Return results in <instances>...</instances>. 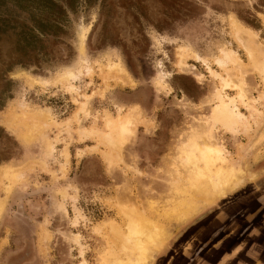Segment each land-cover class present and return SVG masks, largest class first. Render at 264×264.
I'll return each instance as SVG.
<instances>
[{
    "label": "rangeland",
    "instance_id": "374dc122",
    "mask_svg": "<svg viewBox=\"0 0 264 264\" xmlns=\"http://www.w3.org/2000/svg\"><path fill=\"white\" fill-rule=\"evenodd\" d=\"M16 1L0 0V264H109L119 246L112 230L126 231L120 209L128 205L170 232L149 247L148 264H159L165 249L161 264L175 261L194 219L259 217L264 225V0H51L48 9ZM50 15L62 29L49 31L47 49L18 55L33 17ZM222 49L237 57L224 68L216 62ZM68 72L75 80L59 81ZM235 82L244 83L245 99ZM218 92L235 100L248 130L214 122ZM27 110L51 118L24 123ZM128 113L136 122L121 149L107 123ZM201 136L222 146L240 181L220 195L210 190L207 202L192 190L200 207L180 220L175 211L192 194L182 150ZM211 230L195 253L240 231L233 221L219 235Z\"/></svg>",
    "mask_w": 264,
    "mask_h": 264
},
{
    "label": "bare ground",
    "instance_id": "6f19581e",
    "mask_svg": "<svg viewBox=\"0 0 264 264\" xmlns=\"http://www.w3.org/2000/svg\"><path fill=\"white\" fill-rule=\"evenodd\" d=\"M241 29H242L241 30L242 36L240 37L241 42L244 45L245 49L247 50L249 57L254 58L253 50L249 46V43L251 42V38H250L251 33L247 29H243V28ZM83 34H85L84 31ZM82 37L81 39L84 38ZM221 52L223 57L217 59L216 62L219 63V65L222 66L223 68L229 65L228 64L229 62H232L237 58L235 57L236 53L228 49H222ZM185 63L186 62H184V59L182 60L181 58L179 62V66L186 67ZM260 65H261V73L264 76V62H261ZM115 68H116L115 65L111 66V70ZM117 68L119 70V66H117ZM215 74L216 73H214V76ZM76 77L77 75L74 72H68L65 73L64 77L59 79V81H61L62 83L63 82L67 83L70 82L68 81L69 79L75 80ZM118 77H120V75H118ZM230 78L232 79L231 75ZM36 83L38 82H36L34 79L31 80V84H36ZM224 83H225L224 88L230 86L229 82L224 81ZM243 85L244 83L239 84L235 82V86L239 89L240 92L239 97L241 99H245V97H247L246 95L247 93L243 89ZM218 98L220 101V105L217 108L212 109L213 110L212 119L214 120V122L220 124L222 123L223 124L222 126H226L227 128H232V130L230 129L231 131H233V129L237 131L240 128L239 126L241 125L243 127V130L245 131L248 130L250 124L248 125V120L245 118V116H242V114L239 112L235 100L231 99V103L228 104L225 100V97L221 95V92H218ZM15 116L17 117V115ZM17 118H19V115ZM21 118L23 119L24 123L29 124L28 121L34 120V123L40 122L41 124H43L42 123L43 121H45L47 118L48 119L51 118V114L45 111L27 110L24 113L23 117ZM254 119L256 118L254 117ZM135 122L136 120L133 114L128 113L123 118H118L115 124L113 122H111L110 124L109 122L107 123L109 125V128H113V130H115L114 133H116L119 138V142L117 143L120 145L121 149L124 143L130 138L131 129L133 128L132 125ZM43 125H46V121L44 122ZM35 129H37L36 126ZM112 133L113 132L109 134L112 135ZM114 140L115 139L110 141L114 142ZM106 141L107 140H105L104 142L106 143ZM109 143H107V145ZM221 147L217 145V143H215L212 139L210 141L208 138H204L201 136L200 138H196V139L190 138L187 144L185 145V147L183 148L182 150V155L184 156L183 166L187 171V173H189V175L192 178L188 181L191 182L188 183V185L192 194L191 196L189 195L190 199L188 198L183 201V205H182L183 210L182 211L180 210V212L175 211L176 212L175 216L177 219L180 220L184 219L187 214L190 215L192 213H195L196 210L200 207L199 205L195 204V195L193 194V192L198 191L200 193V199L202 201L207 202L211 200L212 195L210 196L209 194L210 190L213 191L214 193L217 192V194L220 195L223 194L227 189H232L240 181L239 176L240 173L242 172L241 169L237 167L233 168L234 164H232V160L228 159L227 157L228 155L226 156L224 150ZM63 170L67 171L65 167L63 168ZM14 173L15 171L13 169H10V171L6 172V176L11 177L12 179H16L15 174L17 173L15 174ZM1 205L0 207L3 206ZM128 206H124V207L121 206L122 208L120 209L122 214H124L125 218L128 220V224H127L128 226L126 228V231L120 230L121 228L119 227L117 228L113 227L112 230L115 235V240L118 242L119 246L118 249L113 250V254L110 258L111 260L109 264H148L149 259L147 256L148 253H151L149 247L150 246L154 247L156 245L158 246L159 244H161V242L164 239L169 237L170 232H167L165 229H163L161 233V228L158 227L156 224H153L152 220L148 219L149 218L148 216L146 215L144 216V214H140V212H137L138 210H136L137 208L135 206L132 208L130 206L129 208ZM155 236L158 238L159 241L156 240ZM82 264H86V262H83Z\"/></svg>",
    "mask_w": 264,
    "mask_h": 264
},
{
    "label": "crops",
    "instance_id": "0c3cea01",
    "mask_svg": "<svg viewBox=\"0 0 264 264\" xmlns=\"http://www.w3.org/2000/svg\"><path fill=\"white\" fill-rule=\"evenodd\" d=\"M239 206L241 207V210L244 208L246 210L248 209L247 203L245 206H242L241 204ZM214 208L215 207H213V209ZM255 208H258L257 204L255 205ZM224 210L225 207H222L223 212ZM215 213L216 215L220 214L217 210ZM246 217L231 220L224 216H216V218L212 220L211 225L202 224L203 222L198 218L190 221L187 226L192 227L191 237L189 236L190 239H188L184 238V235L182 236V249L177 250L174 253L172 258H174L175 261L171 262V264H264L263 219L261 220V218L257 217L255 221L250 220L251 223H249ZM196 220H198V225L195 223ZM232 221L233 224H238L240 229L239 233L235 232V234L233 233L234 235L221 233L218 239L209 243L207 242L206 248L202 249L201 253L194 252L196 247H201L199 244L202 242L201 239L203 232L212 231L211 227H213L215 229L214 233L217 235L220 230L221 232L225 231V226L226 228L231 226ZM199 222L201 223L199 224ZM196 226L198 227L194 228ZM189 247L192 249L190 250ZM166 250L167 249L159 252L157 255L160 258L159 264L164 263V259L168 257V251Z\"/></svg>",
    "mask_w": 264,
    "mask_h": 264
},
{
    "label": "trees",
    "instance_id": "16d2710c",
    "mask_svg": "<svg viewBox=\"0 0 264 264\" xmlns=\"http://www.w3.org/2000/svg\"><path fill=\"white\" fill-rule=\"evenodd\" d=\"M35 4H38L41 7H45V9H48L50 6L51 0H32ZM18 2V5L21 6L22 4H25V1H16ZM22 7V6H21ZM33 22L35 25L31 26L29 30H25L20 35V40L18 41L17 50L15 51L18 55L24 54L25 56H32V54L38 49V47H41V50L47 49L46 46H43V43H45L47 36L52 35L49 31L52 29L58 30L62 29L61 25L62 22H60L58 19H53L50 16H44V17H33ZM13 17L8 18L7 20H3L4 22L12 23ZM248 24L257 28L254 23L248 21ZM14 29H17V27H13ZM37 30V32L35 31ZM22 52V53H20ZM20 53V54H19Z\"/></svg>",
    "mask_w": 264,
    "mask_h": 264
},
{
    "label": "flooded vegetation",
    "instance_id": "af4514ba",
    "mask_svg": "<svg viewBox=\"0 0 264 264\" xmlns=\"http://www.w3.org/2000/svg\"><path fill=\"white\" fill-rule=\"evenodd\" d=\"M54 98V97H53Z\"/></svg>",
    "mask_w": 264,
    "mask_h": 264
}]
</instances>
